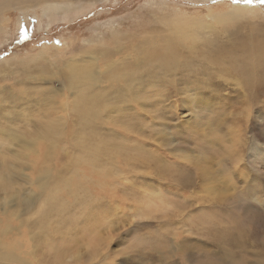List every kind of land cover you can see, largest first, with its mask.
<instances>
[{
    "label": "rangeland",
    "instance_id": "obj_1",
    "mask_svg": "<svg viewBox=\"0 0 264 264\" xmlns=\"http://www.w3.org/2000/svg\"><path fill=\"white\" fill-rule=\"evenodd\" d=\"M6 18L0 264H264V0ZM171 22L197 38L166 45Z\"/></svg>",
    "mask_w": 264,
    "mask_h": 264
},
{
    "label": "bare ground",
    "instance_id": "obj_2",
    "mask_svg": "<svg viewBox=\"0 0 264 264\" xmlns=\"http://www.w3.org/2000/svg\"><path fill=\"white\" fill-rule=\"evenodd\" d=\"M99 1L102 0H0V24L3 23V25H1L0 30H3V27H6L4 24V22L7 21L6 15H9V13L12 11L13 8L15 10L19 9L22 14L26 10H34V9L37 10V8H40L42 14L50 15L51 13H55L56 11L58 12V10H62L66 12L68 9L72 8L77 4H81L82 7L85 6L87 7V6L95 5ZM229 17H232V15H230ZM198 26L200 27L202 26V24L199 22ZM190 27L192 28V26L189 25V23L181 24L179 22H171L168 27L167 25L165 26V29L166 31L167 30L169 31L168 32L169 34L166 36L163 35L161 38L162 40L167 38L166 45H170L168 44L169 42H172L173 40H177L179 38L181 39L197 38L196 29L193 30ZM154 34L156 33H151L150 36L148 35L149 37H144L145 39L143 38L140 41H138L136 44H134L132 49L134 54H137L138 51H143V50L144 51L150 50L149 53L156 52V49H152L154 47V44L152 42L153 40L152 35ZM166 45L162 46L163 47L162 51L164 50L163 54H168L171 51V49L168 48ZM260 51H263L262 54L264 55V47L263 48L260 47ZM33 58L34 60H39V59L42 60L45 57L42 54L40 56L36 55ZM63 68H65L64 69L65 71L64 70L63 71L66 72L65 74L67 78L69 79V81H72V83L81 82L84 85L88 84L86 77H88L89 74L87 73L88 70L86 69L92 70L91 67L80 65L76 61L69 60L67 63L64 64ZM69 85L71 86V83ZM74 87L75 86L72 84L71 88L74 89ZM262 91L264 92V85L262 86Z\"/></svg>",
    "mask_w": 264,
    "mask_h": 264
}]
</instances>
